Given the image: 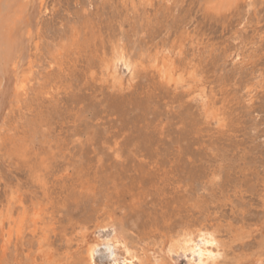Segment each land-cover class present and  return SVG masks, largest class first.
I'll use <instances>...</instances> for the list:
<instances>
[{
	"label": "rangeland",
	"instance_id": "1",
	"mask_svg": "<svg viewBox=\"0 0 264 264\" xmlns=\"http://www.w3.org/2000/svg\"><path fill=\"white\" fill-rule=\"evenodd\" d=\"M142 1L0 0V264L37 259L41 247L54 264H78V228L93 237L111 218L125 222L130 243L185 221L215 223L227 242L220 264H264V0L220 10L211 0ZM74 29L82 41L59 64L53 53ZM119 37L135 53L181 47L176 64L199 67L224 125L153 68L112 87L99 59ZM8 212L26 217L10 240ZM96 260L109 263L104 246Z\"/></svg>",
	"mask_w": 264,
	"mask_h": 264
},
{
	"label": "bare ground",
	"instance_id": "2",
	"mask_svg": "<svg viewBox=\"0 0 264 264\" xmlns=\"http://www.w3.org/2000/svg\"><path fill=\"white\" fill-rule=\"evenodd\" d=\"M131 1L133 2V0H131ZM143 1L148 3L152 0H143ZM237 1L238 0H211L210 2L213 3L214 9L220 10L221 8L225 9L226 7L233 6ZM142 2H141V5H142ZM109 3H111V2H109ZM208 4H210V3H208ZM243 13H245V12H243ZM72 26H73V24H72ZM72 26H71V28H73ZM79 27L81 28V25H79ZM87 27H89V26H87ZM70 31H72V30H70ZM86 31H87V29H86ZM81 32L77 29H74L72 31V34L71 35L69 34L70 36L68 35V36L63 38L64 40H62V41H64V42L62 43V45L59 44L58 45L59 47L56 48L57 53L54 52L53 53L54 56L51 54L54 57V61H56L59 64H62L64 54L66 52H69L70 50H72L73 46H75L76 43L78 44V42L80 43V41H82L81 40V37H82ZM94 36H95V34H94ZM127 36H128V34H127ZM91 37H93V36L91 35ZM125 38H126V36H125ZM87 39H86V41H87ZM60 43H61V40H60ZM85 43H87V42H85ZM78 46L81 48L80 45H78ZM36 47H37V45H36ZM49 47H48V49H49ZM75 48L77 49L78 47H75ZM75 48H74V50H75ZM133 48H134V46H133ZM180 48L178 49L177 47H175L173 44L169 43L168 41H164L162 44L158 45L154 49L141 48L140 51L135 53L126 44L123 37H119L117 40H114V42L111 44L110 49L108 51H104V54L99 59L102 75L106 81H109V83L112 87H114V88L118 87L119 89L122 90L124 87L132 84V82L135 80V78L137 77V74L139 73V71L142 67L153 68V70L157 73L158 78L160 79L161 83H163V85H165L167 87H173L175 90L183 88V89L189 91L191 98L193 100H196L199 102V105L202 109V112L206 118L210 119L211 121H215L217 123V125H224L225 117L223 116L220 109H218L217 106H215L214 102L211 100L207 86L203 83V80H202L203 74L200 71L199 67L195 64H192L191 62H187L185 65H180V64L177 65L176 64L174 55L176 53L180 52ZM53 49L54 48H52V51H53ZM85 49H86V47H85ZM101 50H102V47H101ZM79 51H80V49H79ZM85 52H86V50H85ZM80 57H81V55H80ZM49 63H51V62H49ZM91 71L93 72V70H91ZM31 72H32V70H31ZM29 73L30 72L28 71V74ZM30 75H32V74H30ZM19 76H20V74H19ZM35 77H37V76L35 75ZM262 77L263 76H261V78ZM23 80H24V78H23ZM25 81H21L20 83H18V90L20 91L21 94L23 93L24 95H26V93H27V83H25ZM31 81H32V79H31ZM251 82H253V81H251ZM256 82L258 83L259 80L256 79ZM29 83H30V80H29ZM30 86L31 85H28V87H30ZM247 86H248V89H252V87L254 85L251 86V85L247 84ZM32 87H31V89H32ZM50 89H51V87H50ZM32 92H34V91H32ZM249 97H252V96H249ZM17 99H19V98L17 97ZM30 99H31V97H30ZM23 101H25V99ZM44 121L45 120L43 118L42 122H44ZM40 126H41V124H40ZM41 128H42V126H41ZM23 129H24V126H23ZM4 133H5V131H4ZM10 139H8V140L10 141ZM18 140H20V139H18ZM8 145H9V143H8ZM21 146H23V145H21ZM21 146L19 145V147H21ZM19 150H26V149H19ZM220 174H221L220 171H215L212 174V176L211 175L210 176L212 177V180H214V179H217L218 176H220ZM38 210L34 214V216H35L34 222H39L42 219V212L38 211ZM18 219L19 220H16L15 218H13V216L10 215V213L8 212L7 221L9 222V230L6 231V235L7 236L9 235L8 236L9 240L12 237L11 235H12V232L15 228H16L15 233L17 234V236H19V237L21 236L22 228H23V225H24L25 220H26L24 213ZM3 220L0 221V227L2 229H4V224H5V221H3ZM183 222H184V220H183ZM85 229H86L85 226H80L78 228L79 232L82 231L81 237L83 238V244H82L83 245V248H82L83 252L81 254L82 258L80 260V263H78V264H100L96 260V255L100 251V248L103 246L105 247V251H107L108 256L110 257V261L108 264H166V263L167 264H177V261H178L177 258H179L180 256L186 257L188 264H201V260H203V264H220V259L226 256V248H227L226 244H227V242H225V240L220 236L221 230H220L219 226L215 223H208L206 221H196V222L185 221L184 223H180L178 226L173 227L172 229H169V231L166 232L163 235V238H161V239H155V238L150 239L149 238V239H142L140 241L133 242V243H130V241H129V236H128L129 229L125 226V222L123 220H118V219L116 220L115 218H111V219H108L105 221L98 222L97 225L95 226V229L93 230V233L95 234L93 237H91V235L89 237V235H87ZM101 229H105V230L110 229L112 231V233H111L112 235L109 238H107L106 236H105L106 237L105 239L101 238V236L99 234ZM75 231H77V229ZM201 235H204V237H205V243H203V244H200ZM70 240L71 239H68V241H70ZM208 240H214L215 243L214 244L208 243L207 242ZM5 241H7V240H5ZM194 247H199L200 250L204 252V256L201 257L198 254H195L192 251V249ZM41 248H42L40 250L41 253L39 254V257L37 259L31 258L28 260V258H27L26 261H21V264H54V260H52L53 258L51 257L52 253L49 251L51 253V255H50V254H48V252H46L43 249L44 247H41ZM119 248L121 249V251L119 250ZM5 249H7V248H5ZM209 253H210V255H209ZM262 260L263 259H261V258L258 259L259 262H261ZM102 264H104V263L102 262Z\"/></svg>",
	"mask_w": 264,
	"mask_h": 264
},
{
	"label": "snow or ice",
	"instance_id": "3",
	"mask_svg": "<svg viewBox=\"0 0 264 264\" xmlns=\"http://www.w3.org/2000/svg\"><path fill=\"white\" fill-rule=\"evenodd\" d=\"M207 242H208V243H213V244L215 243L214 240H208ZM203 243H205V237H204V235H201V238H200V244H203ZM192 251H193L195 254H198V255L201 256V257L204 256V252L201 251L199 247H194V248L192 249ZM209 255H210V253H209ZM201 264H203V260H201Z\"/></svg>",
	"mask_w": 264,
	"mask_h": 264
}]
</instances>
